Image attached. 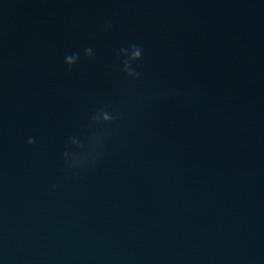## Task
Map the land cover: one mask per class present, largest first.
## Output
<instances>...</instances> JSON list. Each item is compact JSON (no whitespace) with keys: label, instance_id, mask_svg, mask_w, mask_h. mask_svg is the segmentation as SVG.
<instances>
[{"label":"water","instance_id":"95a60500","mask_svg":"<svg viewBox=\"0 0 264 264\" xmlns=\"http://www.w3.org/2000/svg\"><path fill=\"white\" fill-rule=\"evenodd\" d=\"M0 264H264V0H0Z\"/></svg>","mask_w":264,"mask_h":264},{"label":"clouds","instance_id":"9594fccd","mask_svg":"<svg viewBox=\"0 0 264 264\" xmlns=\"http://www.w3.org/2000/svg\"><path fill=\"white\" fill-rule=\"evenodd\" d=\"M89 53H90V49H85V55H88ZM138 54H139V50L137 49L136 52L134 53V56L138 55ZM75 60H76L75 54L68 55V56L64 57L63 64L70 68L73 65V63L75 62ZM124 71L127 72V74L129 76H132L133 78H135V74H133L130 70H128L126 64H125V67H124ZM102 118L105 119V120L109 119L107 114L102 115ZM25 143L29 144V145L32 144L33 143L32 137H28V139L25 141ZM52 187L54 188L55 185H53Z\"/></svg>","mask_w":264,"mask_h":264}]
</instances>
